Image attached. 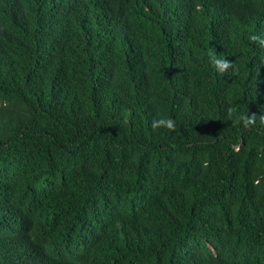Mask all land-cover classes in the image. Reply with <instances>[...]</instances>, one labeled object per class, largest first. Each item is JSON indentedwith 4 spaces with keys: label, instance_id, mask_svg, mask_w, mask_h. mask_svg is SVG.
Segmentation results:
<instances>
[{
    "label": "trees",
    "instance_id": "1",
    "mask_svg": "<svg viewBox=\"0 0 264 264\" xmlns=\"http://www.w3.org/2000/svg\"><path fill=\"white\" fill-rule=\"evenodd\" d=\"M261 41L264 0H0V264H264Z\"/></svg>",
    "mask_w": 264,
    "mask_h": 264
},
{
    "label": "clouds",
    "instance_id": "2",
    "mask_svg": "<svg viewBox=\"0 0 264 264\" xmlns=\"http://www.w3.org/2000/svg\"><path fill=\"white\" fill-rule=\"evenodd\" d=\"M252 39H256V38L252 37ZM261 43H264V41H261ZM212 62L217 66L223 65L224 67H227L229 63L228 61H222L218 59H214ZM239 119L242 120L246 126L253 122L251 117L245 118L243 116H240ZM261 122L264 123V116L261 117ZM158 126H165L171 128L173 127V122L171 120H165V119L153 120L152 121L153 129L157 128Z\"/></svg>",
    "mask_w": 264,
    "mask_h": 264
}]
</instances>
